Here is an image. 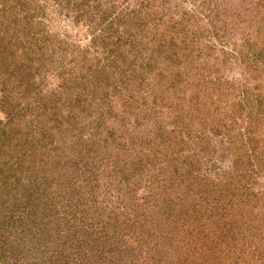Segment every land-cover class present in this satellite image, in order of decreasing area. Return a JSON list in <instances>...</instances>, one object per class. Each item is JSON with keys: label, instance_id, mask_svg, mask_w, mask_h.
Segmentation results:
<instances>
[{"label": "rangeland", "instance_id": "obj_1", "mask_svg": "<svg viewBox=\"0 0 264 264\" xmlns=\"http://www.w3.org/2000/svg\"><path fill=\"white\" fill-rule=\"evenodd\" d=\"M0 264H264V0H0Z\"/></svg>", "mask_w": 264, "mask_h": 264}]
</instances>
